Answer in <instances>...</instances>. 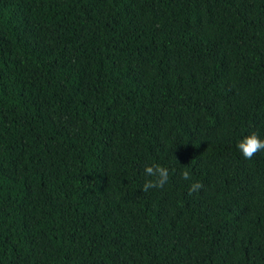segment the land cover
<instances>
[{"label": "trees", "instance_id": "obj_1", "mask_svg": "<svg viewBox=\"0 0 264 264\" xmlns=\"http://www.w3.org/2000/svg\"><path fill=\"white\" fill-rule=\"evenodd\" d=\"M252 134L264 0H0V264H264Z\"/></svg>", "mask_w": 264, "mask_h": 264}, {"label": "clouds", "instance_id": "obj_2", "mask_svg": "<svg viewBox=\"0 0 264 264\" xmlns=\"http://www.w3.org/2000/svg\"><path fill=\"white\" fill-rule=\"evenodd\" d=\"M238 149L241 151L245 159H251L258 151L264 150V140H261L256 134L246 137L244 140L238 142ZM145 174L155 177L154 180L147 181L143 186V191L147 192L150 188H163L169 181V170L160 165L148 166L145 168ZM182 178L185 180L190 179L187 171L182 173ZM202 188L199 182L190 186V194L197 192Z\"/></svg>", "mask_w": 264, "mask_h": 264}]
</instances>
